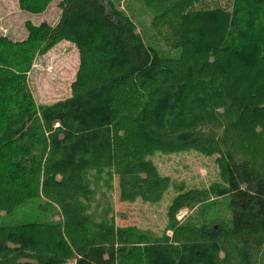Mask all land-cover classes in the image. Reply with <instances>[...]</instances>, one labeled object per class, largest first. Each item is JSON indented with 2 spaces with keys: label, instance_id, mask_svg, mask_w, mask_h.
<instances>
[{
  "label": "trees",
  "instance_id": "1",
  "mask_svg": "<svg viewBox=\"0 0 264 264\" xmlns=\"http://www.w3.org/2000/svg\"><path fill=\"white\" fill-rule=\"evenodd\" d=\"M50 1L18 0V8L37 14ZM144 1L177 57L149 51L111 0H63L53 29L27 21L24 40L0 36V220L35 202L61 215L0 224V264H134V246L148 238L93 221L81 201L87 172L113 169L121 201L152 196L158 177L148 155L193 146L221 154L224 145L227 186L178 195L169 209L204 201L228 208V222L219 212L201 226L169 217L173 235L160 255L167 264H264V167L234 161L228 149L264 150V0ZM65 39L80 51L71 96L36 105L26 74ZM223 194L232 200H209Z\"/></svg>",
  "mask_w": 264,
  "mask_h": 264
},
{
  "label": "rangeland",
  "instance_id": "2",
  "mask_svg": "<svg viewBox=\"0 0 264 264\" xmlns=\"http://www.w3.org/2000/svg\"><path fill=\"white\" fill-rule=\"evenodd\" d=\"M123 11L134 26V33L139 35L149 51H156L160 56L177 57L178 51L165 45L166 30H156L154 19L156 12L144 0H111ZM63 0L50 1L43 12L32 14L18 8V0H0V36L12 41H22L27 36L24 27L29 21L34 26L47 25L53 29L61 15L60 3ZM79 50L70 40H62L46 54L34 58L30 71L26 74L27 88L36 105H51L68 99L71 96L70 86L74 82L79 65ZM55 127L56 124H55ZM258 128V133L261 132ZM206 134L222 135V129H205ZM214 150H203L198 146L170 153L154 152L146 157L158 177V192L152 196L132 195L128 200H120L118 178L113 169L103 167L101 171L87 172L88 194L81 198L88 202V214L94 222L113 224L115 228H130L135 236L142 234L145 244H138L132 250L134 264H167L162 255L164 239L172 238L173 232L168 228L169 217L181 224L201 226L206 215L218 213L217 219L227 223L230 218L229 209L225 206L206 208L207 202L184 204L171 214L170 207L178 195L208 189L213 185L227 186L220 168V159H227L225 145ZM234 161L249 162L257 167H264V150H233L228 148ZM227 156V157H226ZM141 177H144L142 174ZM165 186L164 189L163 186ZM159 196V197H158ZM151 197V198H150ZM209 200L221 201L226 204L232 200L230 194L210 196ZM35 204L19 207L10 217L2 216L0 224L15 225L24 222L57 221L61 215L57 208L48 207L44 213L36 209ZM220 217V218H219ZM184 242L185 236L179 233ZM175 245V244H174ZM146 246L160 248L151 252ZM181 252L182 248L177 247ZM174 259L176 255L173 251ZM223 257V252L219 253ZM239 259V258H238ZM234 261L233 259H231ZM26 261V260H22ZM66 264H73L70 261Z\"/></svg>",
  "mask_w": 264,
  "mask_h": 264
},
{
  "label": "built area",
  "instance_id": "3",
  "mask_svg": "<svg viewBox=\"0 0 264 264\" xmlns=\"http://www.w3.org/2000/svg\"><path fill=\"white\" fill-rule=\"evenodd\" d=\"M56 126H58V124L56 123Z\"/></svg>",
  "mask_w": 264,
  "mask_h": 264
}]
</instances>
